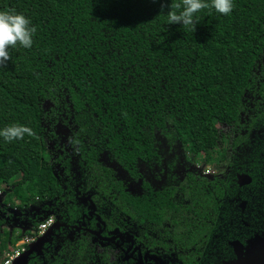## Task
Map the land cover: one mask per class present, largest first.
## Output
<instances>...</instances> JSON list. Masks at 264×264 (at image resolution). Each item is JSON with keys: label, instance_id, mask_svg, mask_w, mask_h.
Instances as JSON below:
<instances>
[{"label": "trees", "instance_id": "16d2710c", "mask_svg": "<svg viewBox=\"0 0 264 264\" xmlns=\"http://www.w3.org/2000/svg\"><path fill=\"white\" fill-rule=\"evenodd\" d=\"M172 2L0 0L37 29L0 67V131L39 137L0 136V259L54 216L27 264H135L95 252L102 230L167 264L231 261L240 201L264 210V0L204 9L195 31L167 23ZM222 141L226 177L196 174L223 163Z\"/></svg>", "mask_w": 264, "mask_h": 264}, {"label": "clouds", "instance_id": "9594fccd", "mask_svg": "<svg viewBox=\"0 0 264 264\" xmlns=\"http://www.w3.org/2000/svg\"><path fill=\"white\" fill-rule=\"evenodd\" d=\"M235 5L233 0H180L170 5L167 13V23L183 24L184 28L191 27L194 31L198 23L194 19L195 14L204 9H215L218 13L228 16L232 13ZM37 29L31 25V20L24 14L17 13L15 9L0 11V67L6 66L11 59L9 48H16L18 45L26 49H31L34 43L33 37ZM25 135L38 139L32 128L20 124H13L0 131V136L6 142L23 140ZM78 140L69 137V144L74 146V151H78Z\"/></svg>", "mask_w": 264, "mask_h": 264}, {"label": "flooded vegetation", "instance_id": "af4514ba", "mask_svg": "<svg viewBox=\"0 0 264 264\" xmlns=\"http://www.w3.org/2000/svg\"><path fill=\"white\" fill-rule=\"evenodd\" d=\"M223 162H225V160ZM192 170L194 169L192 168ZM229 170L230 169L228 167L227 174L229 173ZM195 173L198 175H203L202 173H198L196 170ZM226 175L224 177H220V176L218 177H220V180L222 181L226 177ZM239 175L242 174H238V176ZM207 177L211 180L214 179L213 177H209V176ZM252 182H253V178H252ZM252 182L250 184H252ZM250 193H251V197L249 198V200L251 201L256 200L257 195L254 194L253 192ZM88 200H90V198L85 199L84 201H88ZM248 205H249L248 201L246 200L240 201L239 206L242 209V212L239 213V221H238L239 225L238 228L235 230V238L228 242L229 246H231L232 249L230 252L231 261L223 260L222 264H264V210L259 211L250 206V209L247 211ZM243 212H245V214H243ZM92 214H95V207L93 212H91V215ZM103 225L105 224L103 223ZM91 232L95 234L97 233L93 231ZM102 232L103 230L98 232L100 235L98 237L100 238L101 241L99 244H97V248L103 249L101 250V253L104 252V249H108L110 247L108 253L116 251L117 255L122 254L124 259L126 260L133 259L135 264H167L158 255H152L151 252L147 250L146 248L147 245L145 243L143 244L141 243L137 245L130 234L124 235L117 232L115 235L104 237L102 236ZM128 238L130 240H128ZM236 241L240 242V244L243 246V250L240 257L237 255L232 245V243ZM143 248H145L146 250H144ZM42 252H43V248L40 253ZM110 260L114 261L115 258L112 257V259Z\"/></svg>", "mask_w": 264, "mask_h": 264}, {"label": "rangeland", "instance_id": "374dc122", "mask_svg": "<svg viewBox=\"0 0 264 264\" xmlns=\"http://www.w3.org/2000/svg\"><path fill=\"white\" fill-rule=\"evenodd\" d=\"M218 128H219V131L221 133H225V132H227L229 130V128L227 126H225V125H220ZM220 144H221V147H223L225 149L224 150L225 153H226L225 162H223L220 166H216V167L211 168V170H207V169H205V166L203 164V161L202 160H199L198 163L192 164L191 168H193L194 170H196L198 173H202L203 175H206V176H209V177H214V176L224 177L227 174V171H228V165H227V163L230 161V149H229V146L227 145V142L226 141H222V142H220ZM219 150H221V148ZM5 186L6 185H2L1 187L2 188H5ZM0 191H1V195H0V201H1L2 198H3V196H4V194H5V191L3 192L1 189H0ZM37 209L38 208H33V211H36ZM30 211H32V210H30ZM37 213L41 215V212L39 210H38ZM98 234L99 233H96L95 235L98 236ZM56 243L58 244V242H56ZM93 246H94V249H95V252L96 253H99L100 254L101 253V250H103V249L97 248V245L96 244L93 245ZM107 250H108L107 252H109L110 247ZM116 253H117L116 251H113L111 253H108L110 259H112V257L115 258L114 261H111L109 259L113 263H116V259L118 258V256L119 257H122V254L121 255L120 254L117 255ZM100 261H101V259H100Z\"/></svg>", "mask_w": 264, "mask_h": 264}, {"label": "built area", "instance_id": "2783aa9c", "mask_svg": "<svg viewBox=\"0 0 264 264\" xmlns=\"http://www.w3.org/2000/svg\"><path fill=\"white\" fill-rule=\"evenodd\" d=\"M1 195V191H0ZM56 218L50 216L45 219L39 227L36 229L35 235H26L22 240L16 244L13 251L7 252L2 259H0V264H14L24 253H26L30 246L36 243L41 237L46 235L49 230L55 225Z\"/></svg>", "mask_w": 264, "mask_h": 264}, {"label": "water", "instance_id": "95a60500", "mask_svg": "<svg viewBox=\"0 0 264 264\" xmlns=\"http://www.w3.org/2000/svg\"><path fill=\"white\" fill-rule=\"evenodd\" d=\"M238 180H239V184L241 186L249 185L252 182V178L247 174L239 175ZM59 227H60V223L56 222V224L49 230V232L46 235H44L43 237H41L32 246H30L29 250L26 253H24L18 260H16V262L14 264H27L30 256L34 252L40 253L42 248H43V244L47 241L48 238H50L54 234V229L59 228ZM98 236H99V234H98ZM128 240H130V239L128 238ZM232 245L235 249V252L240 257L242 250H243V246L240 244V242H237V241L232 243Z\"/></svg>", "mask_w": 264, "mask_h": 264}]
</instances>
